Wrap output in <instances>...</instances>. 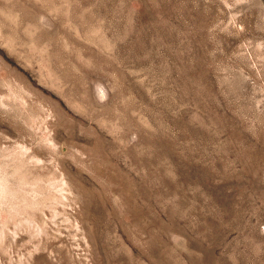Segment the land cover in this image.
<instances>
[{"label":"rangeland","instance_id":"rangeland-1","mask_svg":"<svg viewBox=\"0 0 264 264\" xmlns=\"http://www.w3.org/2000/svg\"><path fill=\"white\" fill-rule=\"evenodd\" d=\"M0 264H264V0H0Z\"/></svg>","mask_w":264,"mask_h":264}]
</instances>
